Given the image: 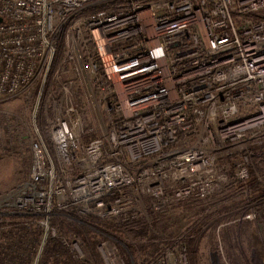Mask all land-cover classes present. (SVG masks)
<instances>
[{
    "label": "built area",
    "instance_id": "obj_1",
    "mask_svg": "<svg viewBox=\"0 0 264 264\" xmlns=\"http://www.w3.org/2000/svg\"><path fill=\"white\" fill-rule=\"evenodd\" d=\"M0 20V102L34 99L39 138L0 214L46 229L57 212L98 221L103 263L119 264L110 229L199 205L195 234L215 229L212 264H229L221 229L258 216L229 222L210 198L234 181L246 205L232 215L262 198L251 146L264 138V0H0ZM193 231L153 264H191Z\"/></svg>",
    "mask_w": 264,
    "mask_h": 264
},
{
    "label": "trees",
    "instance_id": "obj_2",
    "mask_svg": "<svg viewBox=\"0 0 264 264\" xmlns=\"http://www.w3.org/2000/svg\"><path fill=\"white\" fill-rule=\"evenodd\" d=\"M38 123L42 124L41 127L44 128L45 123L41 114H39L38 116ZM254 146L257 155V169L259 173L264 176V144H255ZM255 181L256 178L254 172H251V177L247 185L251 186ZM245 186L246 184L242 182L234 181L225 190V192L232 191V194L229 195L228 198H220L218 195L212 196L210 198L211 205H216L218 211L221 213L231 212L239 208L245 207L246 204L244 200H235L236 196H240L239 192H241V190ZM256 192L257 190L253 191V203H255L258 198L264 195V191L258 194H256ZM260 209L264 210V206L257 207L258 211ZM200 214L201 209L199 205L194 207L188 206L184 213L176 212L175 214H173L172 212L170 215L166 216L155 215L151 217L149 223H145V221L143 220L135 223L126 224L119 228H113L110 230H113L117 235H121L124 237L121 238V236H119V248L121 253L128 254V258H126L127 264H153L157 254L161 252L160 247L162 245L170 244L172 240L181 235L184 229L194 227V231L192 232V234L186 237V241L188 242L189 247V256L191 260L194 261L192 259L193 253H197L199 246L198 244H200V240L203 237H201L199 234H195L199 232L200 226L198 227V229H195V227L197 226L200 220ZM35 220V216L22 215L10 217L8 224L4 222L0 223V235H4L6 239L5 242L0 246V251H5L9 259L17 260L20 259L22 256L27 258L30 256L31 247H23L22 249V247L17 246L18 244L14 245L19 241H17V238L12 239L11 236L17 234H28L29 231L26 229L32 228L28 226L27 223H32L35 225ZM19 221L27 223L18 226V224H20ZM50 222L51 226L57 229L59 233L62 234V236H67L69 234L70 236L73 234L80 236L84 240V251L86 254V258L84 260L77 259L75 253L72 252V249H69V247L65 248L62 245L61 240L53 238L48 240L45 244V247L42 251L43 261L41 259L40 264H104L97 251V246L101 241L100 237L84 227L86 225H97V227L100 228L102 227V225H99L97 222H93L86 218L83 219L77 214H64L58 212L52 214V216L50 217ZM247 223L249 222H246L245 226ZM105 229L106 231L108 230L107 228ZM248 230L249 227L246 226L245 231ZM32 233L37 234L35 232ZM141 236H144L145 238L141 239ZM209 238L212 242L213 237L210 236ZM158 241H162L163 244L157 243ZM11 243H13V245ZM130 258H133L132 260L134 263L130 260ZM27 263L28 260L27 262L21 261L18 264Z\"/></svg>",
    "mask_w": 264,
    "mask_h": 264
},
{
    "label": "rangeland",
    "instance_id": "obj_3",
    "mask_svg": "<svg viewBox=\"0 0 264 264\" xmlns=\"http://www.w3.org/2000/svg\"><path fill=\"white\" fill-rule=\"evenodd\" d=\"M32 100L27 101L23 98V99H13V100L0 102V199L3 197L5 198L10 193L17 190L21 185L25 184L28 181L30 177V173L32 171V166H33L34 159H35L33 145L35 143H39V138L35 132V123L33 121L34 112L36 111L34 108L35 102H34V99ZM36 125L37 127L39 126L41 127L42 124L38 123ZM42 129H43L44 143L46 144L48 150L52 153V140L49 136V132L45 128V126ZM258 144L263 145L264 138L259 140ZM254 148L255 146H251V149H252L251 151H255ZM256 156L257 155H255V158H253L254 159L253 163H254L256 172L260 174L257 169L258 163L256 161ZM260 176L264 178L263 175L260 174ZM225 190H226V187L220 192L216 193L215 196L218 195L220 198H223V197L228 198L229 195L232 194V191L225 192ZM262 190L264 191V188ZM235 200H244V198L238 195L236 196ZM259 206H264V195L259 200L258 204L254 206V209H252L253 206H249L247 209L242 211V213H240V211H237V212H234L233 215H232L233 211L226 212V213L219 212L220 216L228 215L225 218L228 217L227 220L229 222L238 221L239 219L241 220L243 218V215L246 216V215L257 213L258 219L245 220L246 222H249L252 225L251 228L254 230L252 248L248 250L249 260H246V263H249V261L251 260V264H264V223L263 222L260 223V221L264 219V214H263L264 210L260 209L258 211L257 207ZM13 216H22V215L14 214V215L2 216L0 214V223L4 222L8 224L9 218ZM35 219H36L34 221L35 225L32 223L29 224L27 222L19 221L20 224H18V226H21V225H24V223H27V225L32 228V229H26L29 231L28 234H20V235L17 234V235L11 236L12 239L17 238L18 239L17 241H19L15 243L14 245L18 244L17 246L22 247V249L23 247H26V248L31 247L30 256L28 258L22 256L20 259L13 260L7 257V253L5 251H0V264H18L21 261L27 262V260H28L27 264H40L41 259L43 261L42 251L45 247V244L47 243L48 240L53 239V238L61 240L62 245L65 248L69 247V249H72L74 247V243L78 241L80 244L79 246L81 247L82 252L84 254V257L86 258V254L84 251V248H85L84 240L80 236L74 235V234L71 236L70 234L67 236H62V234H60L57 229L51 226L50 221H49L50 222L49 229H46L45 227L42 226L41 222L45 220V217H40V220H39V216H35ZM144 221L145 223L146 222L149 223L150 218ZM223 222L225 223L227 221L226 220L221 221L220 225L223 224ZM97 223L101 225L100 222L97 221ZM84 227L88 229L89 231H92L93 233L97 234L100 237L101 241L98 244V246L101 243L105 242L104 240L105 237L102 236L99 232H97V231L102 230V229H99L97 225L95 226L86 225ZM32 232H35L37 234H34ZM121 238H124V237L121 236ZM144 238H145L144 236L143 237L141 236V239H144ZM116 239L120 240V237L119 238L117 237ZM5 240L6 239L4 235H0V246L5 242ZM202 242L206 246L209 244L210 249L206 252V254L205 253L199 254V253L194 252L192 256V259L194 261L192 262V260H190L191 264H204L202 255L204 256L206 255L210 257L211 254L214 251H216L217 249L215 248L216 245L219 244L217 241L211 242L210 238L207 237V235H204L201 238L200 244ZM159 243L163 244L162 241ZM212 243H213V246H212ZM11 244L13 245V243ZM98 246H97V251H98L99 256L102 259L101 253L98 250ZM161 254H162L161 252L157 254L156 258L160 256ZM85 258L81 260H84ZM126 258H128V254H123L120 251L119 261L118 260L117 261L119 262V264H127ZM168 258L171 261H173L174 259V258H171V256ZM132 259L133 258H130V260L133 262Z\"/></svg>",
    "mask_w": 264,
    "mask_h": 264
},
{
    "label": "crops",
    "instance_id": "obj_4",
    "mask_svg": "<svg viewBox=\"0 0 264 264\" xmlns=\"http://www.w3.org/2000/svg\"><path fill=\"white\" fill-rule=\"evenodd\" d=\"M216 210H217V213H219L218 209ZM262 222L264 223V219L260 221V223ZM245 223L246 221H243V222L239 221L226 228H222L220 231V241L225 251L226 260L229 262V264H251V260L249 261V263H246V260H249L248 250L252 248L254 230L251 228L252 225L250 223H247L248 225L246 224V226L249 227V230L245 231L246 229ZM214 231L215 229L210 230V232L207 234V237L212 236L213 241H217L219 243L217 234H215ZM218 245H216L215 248H218ZM209 249H210L209 244L206 246L202 242L198 246L197 253L206 254V252ZM202 258H203L204 264H208V263L212 264L211 256L208 257L206 255L205 256L202 255Z\"/></svg>",
    "mask_w": 264,
    "mask_h": 264
},
{
    "label": "water",
    "instance_id": "obj_5",
    "mask_svg": "<svg viewBox=\"0 0 264 264\" xmlns=\"http://www.w3.org/2000/svg\"><path fill=\"white\" fill-rule=\"evenodd\" d=\"M0 22H1V20H0Z\"/></svg>",
    "mask_w": 264,
    "mask_h": 264
}]
</instances>
